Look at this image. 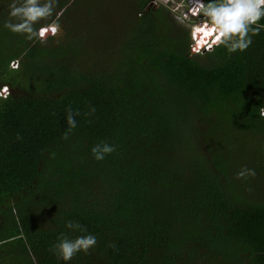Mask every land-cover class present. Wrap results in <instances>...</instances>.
Wrapping results in <instances>:
<instances>
[{
    "label": "trees",
    "instance_id": "obj_1",
    "mask_svg": "<svg viewBox=\"0 0 264 264\" xmlns=\"http://www.w3.org/2000/svg\"><path fill=\"white\" fill-rule=\"evenodd\" d=\"M150 1L58 0L41 43L0 0V264H264V28L199 53ZM62 233L97 243L65 262Z\"/></svg>",
    "mask_w": 264,
    "mask_h": 264
},
{
    "label": "clouds",
    "instance_id": "obj_2",
    "mask_svg": "<svg viewBox=\"0 0 264 264\" xmlns=\"http://www.w3.org/2000/svg\"><path fill=\"white\" fill-rule=\"evenodd\" d=\"M58 0H12L8 5L9 19L4 27L10 31L22 34L27 40L46 42V37H58L62 34L60 13L56 12ZM202 13L207 23L198 27L197 32L203 33L211 43L209 49L223 46L229 53L245 51L252 44V37L258 35L264 25L260 24L264 18V0H198L196 12ZM55 14V15H54ZM41 21H49L40 24ZM40 24L39 27L36 25ZM13 68L19 67V60L12 62ZM71 108L67 110V130L62 134V139H68L69 134L77 127L75 116ZM264 115V113H262ZM116 150L115 145L106 142L92 147L91 152L96 160H103L106 155ZM238 179L254 176L255 171L242 168L237 174ZM65 227L72 230L85 231L78 222L67 221ZM96 237L92 234L80 235L69 238L61 234L58 242L53 245L52 251L60 259L67 262L77 253H88L89 249L96 246Z\"/></svg>",
    "mask_w": 264,
    "mask_h": 264
},
{
    "label": "rangeland",
    "instance_id": "obj_3",
    "mask_svg": "<svg viewBox=\"0 0 264 264\" xmlns=\"http://www.w3.org/2000/svg\"><path fill=\"white\" fill-rule=\"evenodd\" d=\"M186 2L187 0H173L172 1V4L174 5L173 6L171 4V0H151L148 3V7L155 8L159 5H165L168 11L170 12V14L172 15V17L176 20L177 24L178 23L182 24L184 25V27L189 28V30L192 29L193 31H196L198 27H201L202 25L206 24L203 22L207 19L203 16L202 13H197L195 15L191 13L189 6ZM174 9H177L176 12L174 11ZM104 10H105V7L102 8V11ZM180 16H183V17L181 18ZM192 19L197 20V21L195 23H192ZM196 33L198 34V36L200 35V32L196 31ZM112 35L114 36V34ZM115 35L118 36L117 34ZM200 38H202L201 35H200ZM202 42H204L203 39L199 43L201 47L195 45V49L193 48L195 52L199 51V53H203V51H201V48L204 47L205 44ZM196 49H199V50H196ZM10 67H12V62L10 63ZM3 94H4V90H3Z\"/></svg>",
    "mask_w": 264,
    "mask_h": 264
},
{
    "label": "built area",
    "instance_id": "obj_4",
    "mask_svg": "<svg viewBox=\"0 0 264 264\" xmlns=\"http://www.w3.org/2000/svg\"><path fill=\"white\" fill-rule=\"evenodd\" d=\"M172 1H173V0H171V4H172ZM186 3L188 4L191 13L194 14V13L196 12V9H197V6H198V0H187ZM172 5H173V4H172ZM173 6H174V5H173ZM178 9H179V8H178ZM176 10H177V9H174L175 12H176ZM180 17L182 18L183 16H180ZM200 35L202 36V38H200V39H199V42L196 43L195 45L201 47V45H200L199 43H200L201 40L203 39L204 42H202V43H204L205 45H204V47L201 48V51H203V52L209 51L210 49H209V47H208V44L211 43V39H209V41H208V38H207V37H204V36H203V33H200ZM200 35H199V37H200ZM195 45L193 46L194 49H195ZM199 49H200V48H199ZM199 49H196V50H199Z\"/></svg>",
    "mask_w": 264,
    "mask_h": 264
}]
</instances>
